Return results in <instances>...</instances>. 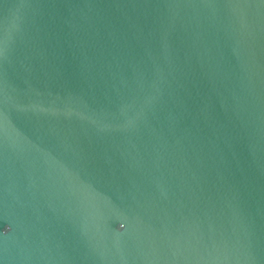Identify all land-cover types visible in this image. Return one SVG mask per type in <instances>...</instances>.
Listing matches in <instances>:
<instances>
[{"label":"water","instance_id":"1","mask_svg":"<svg viewBox=\"0 0 264 264\" xmlns=\"http://www.w3.org/2000/svg\"><path fill=\"white\" fill-rule=\"evenodd\" d=\"M0 264H264V0H0Z\"/></svg>","mask_w":264,"mask_h":264}]
</instances>
